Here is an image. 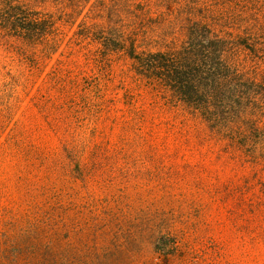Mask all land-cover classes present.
Returning a JSON list of instances; mask_svg holds the SVG:
<instances>
[{
    "label": "rangeland",
    "instance_id": "obj_1",
    "mask_svg": "<svg viewBox=\"0 0 264 264\" xmlns=\"http://www.w3.org/2000/svg\"><path fill=\"white\" fill-rule=\"evenodd\" d=\"M140 1L158 39L207 22L254 81L204 116L76 24L0 36V264H264V0Z\"/></svg>",
    "mask_w": 264,
    "mask_h": 264
},
{
    "label": "trees",
    "instance_id": "obj_2",
    "mask_svg": "<svg viewBox=\"0 0 264 264\" xmlns=\"http://www.w3.org/2000/svg\"><path fill=\"white\" fill-rule=\"evenodd\" d=\"M60 2H65L64 7L71 11L62 9L60 15H55L19 0H0V36L36 46L54 41L60 22L76 24L74 35L96 46L97 61L104 63L113 53L124 55L146 86L169 93L204 116L238 101L240 83L254 81L251 77L241 79L243 69L232 53L233 41L218 34L207 22L192 21L181 41L158 39L149 25L157 18L140 0Z\"/></svg>",
    "mask_w": 264,
    "mask_h": 264
}]
</instances>
